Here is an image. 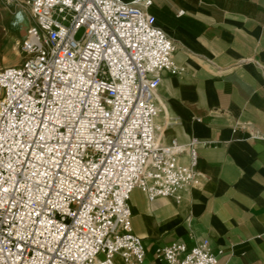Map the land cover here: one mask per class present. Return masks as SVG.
Wrapping results in <instances>:
<instances>
[{
	"label": "built area",
	"instance_id": "2783aa9c",
	"mask_svg": "<svg viewBox=\"0 0 264 264\" xmlns=\"http://www.w3.org/2000/svg\"><path fill=\"white\" fill-rule=\"evenodd\" d=\"M25 2L26 59L0 68V264H155L131 194L178 196L197 182L200 156L196 141H162L158 90L164 71H181L177 44L153 0ZM157 254L219 262L208 238Z\"/></svg>",
	"mask_w": 264,
	"mask_h": 264
},
{
	"label": "crops",
	"instance_id": "0c3cea01",
	"mask_svg": "<svg viewBox=\"0 0 264 264\" xmlns=\"http://www.w3.org/2000/svg\"><path fill=\"white\" fill-rule=\"evenodd\" d=\"M149 11L181 68L164 71L158 90L162 141H196L200 156L197 182L178 196L152 203L132 192L146 261L164 264L159 247L208 238L218 264H264V0H153Z\"/></svg>",
	"mask_w": 264,
	"mask_h": 264
},
{
	"label": "rangeland",
	"instance_id": "374dc122",
	"mask_svg": "<svg viewBox=\"0 0 264 264\" xmlns=\"http://www.w3.org/2000/svg\"><path fill=\"white\" fill-rule=\"evenodd\" d=\"M33 23L25 0H0V68L20 65L25 61L23 41ZM83 32L84 29L80 30L77 38H81Z\"/></svg>",
	"mask_w": 264,
	"mask_h": 264
},
{
	"label": "bare ground",
	"instance_id": "6f19581e",
	"mask_svg": "<svg viewBox=\"0 0 264 264\" xmlns=\"http://www.w3.org/2000/svg\"><path fill=\"white\" fill-rule=\"evenodd\" d=\"M31 25H32V24H31ZM31 25H30V26H31Z\"/></svg>",
	"mask_w": 264,
	"mask_h": 264
}]
</instances>
